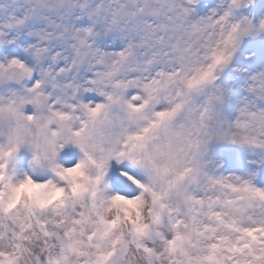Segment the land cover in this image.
Here are the masks:
<instances>
[{
  "label": "snow or ice",
  "instance_id": "6c2138e0",
  "mask_svg": "<svg viewBox=\"0 0 264 264\" xmlns=\"http://www.w3.org/2000/svg\"><path fill=\"white\" fill-rule=\"evenodd\" d=\"M0 264H264V0H0Z\"/></svg>",
  "mask_w": 264,
  "mask_h": 264
}]
</instances>
